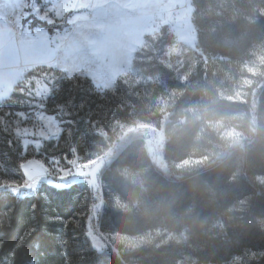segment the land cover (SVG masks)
<instances>
[{"label": "trees", "instance_id": "16d2710c", "mask_svg": "<svg viewBox=\"0 0 264 264\" xmlns=\"http://www.w3.org/2000/svg\"><path fill=\"white\" fill-rule=\"evenodd\" d=\"M191 2L207 58L185 70L186 78L162 60L169 43L163 33L138 53L139 79L119 78L114 90L100 91L88 78L61 79L55 71L43 102L63 125L59 138L44 142L46 157L85 162L108 148L121 125L166 117L167 163L205 159L166 173L136 137L104 168L100 229L155 239L96 249L81 218L90 199L84 181L63 188L42 182L22 197L0 188V264H264V76L255 105L250 94L238 97L264 51V0ZM220 123L236 128L239 141L226 138ZM8 131L0 130V178L19 179L23 146Z\"/></svg>", "mask_w": 264, "mask_h": 264}, {"label": "rangeland", "instance_id": "374dc122", "mask_svg": "<svg viewBox=\"0 0 264 264\" xmlns=\"http://www.w3.org/2000/svg\"><path fill=\"white\" fill-rule=\"evenodd\" d=\"M127 12L129 21L127 32L117 31L112 35L109 42L110 62L114 65V79L110 88L98 86L99 80L80 76L90 79L98 90H114L119 78L133 76L139 79L140 76L135 67L138 53L142 52L150 44V40L156 41L163 33H166L169 43L164 48L162 60L170 67H176L181 70L183 78H186L187 73H184L185 70H190L198 60L207 58L198 45L197 29L193 23L194 6L191 0H128ZM64 16L65 18H70L71 14L65 13ZM53 19L56 21L55 25H41L50 37L54 36L56 31H61V34H63V21L55 17ZM249 68L252 76L245 79L246 89L242 90L238 97L244 98V96L250 94L251 104L255 105L261 79L264 76V51L263 54L253 60ZM55 71L57 70H49L46 66H38L25 72L24 77L29 81H32L33 77H35L41 87L47 85L51 91L52 77L55 76ZM44 75H48L49 79L45 80L43 78ZM20 86L22 87L23 85ZM30 87L35 89L36 84L34 81ZM27 101L28 97L14 88L10 100L0 107V117H3L0 120V127H2L0 130H12L15 138L23 146L22 159L19 162L21 170L19 179L0 178V182L15 180L17 183L23 184L26 179L25 168L30 173L47 169L49 175L40 179L37 188L42 182H48L55 186L59 181L53 177H58L61 174L59 172L60 169L69 172L80 171L83 175L79 179L67 183L66 186L79 181H84L88 186L90 199L88 207L82 213L81 218L83 217L84 219L87 236L96 249L102 250L109 247L129 249L155 239L150 235L143 237L127 236L118 233H106L100 229L99 218L105 206L101 181V174L104 168L114 155L120 152L131 139L136 137H141L145 140L151 159L166 173L172 170H186L203 164L205 159L188 158L173 165L167 163L164 158L166 117L156 122L136 121L131 124L121 125L114 141L100 155L91 160L82 162L77 155L69 157L66 154L46 157V155L40 153L44 142L51 138H59L63 131L62 121L57 115L46 113L43 109L26 107ZM167 101L163 100V107L168 105ZM32 103H38V101L33 100ZM10 112H23L27 119L21 120L16 117H9L6 114ZM37 114L54 116L61 131L56 135H48L47 138L35 135L39 131L48 133L45 123L36 119ZM217 126L226 138L233 139V142L239 141L240 133L236 128L228 127L221 123L217 124ZM17 128H28L29 133H21L20 136H17ZM25 141H28L27 145H25ZM38 154L42 155L39 156ZM45 157L49 159L46 160ZM72 161H75V164L71 163ZM5 168V163L0 160V172H3ZM258 179L264 184V176H260ZM21 190L27 192L26 189ZM36 191L37 189L24 196L34 194ZM157 234H163V232H158ZM166 238L174 239L176 236L168 232ZM179 264L192 263L185 260Z\"/></svg>", "mask_w": 264, "mask_h": 264}, {"label": "snow or ice", "instance_id": "6c2138e0", "mask_svg": "<svg viewBox=\"0 0 264 264\" xmlns=\"http://www.w3.org/2000/svg\"><path fill=\"white\" fill-rule=\"evenodd\" d=\"M127 7L128 0H0V107L10 100L15 88L28 97L26 107L43 109V101L50 95V89L47 85L41 87L35 77L32 81L24 77L25 72L38 66L60 71L63 74L61 79L87 76L99 80L98 86L110 88L114 65L110 62L109 42L117 31L127 32ZM65 13H70V18H65ZM53 17L63 21V34L56 31L50 37L41 25H55ZM43 78L48 80L49 76ZM33 81L35 89L30 87ZM33 100L38 103H32ZM6 115L27 119L23 112ZM36 119L45 123L48 133L39 131L35 135L47 138L61 131L54 116L37 114ZM21 133L28 134L29 129L17 128L16 135ZM24 143L27 145L28 141ZM71 163L75 164V161ZM59 172L58 177H53L59 181L56 188H63L83 175L80 171L60 169ZM25 175L23 184L4 180L0 182V188L22 197L34 192L40 179L49 173L47 169L30 173L25 168ZM24 245L20 243L19 247ZM22 264L33 262L26 259Z\"/></svg>", "mask_w": 264, "mask_h": 264}]
</instances>
